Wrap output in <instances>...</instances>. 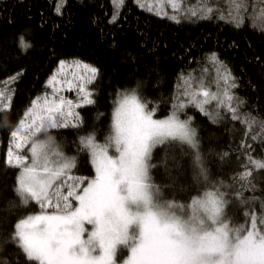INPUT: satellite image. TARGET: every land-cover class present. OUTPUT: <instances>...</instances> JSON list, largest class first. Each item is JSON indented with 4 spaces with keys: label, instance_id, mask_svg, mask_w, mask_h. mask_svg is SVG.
Returning <instances> with one entry per match:
<instances>
[{
    "label": "snow or ice",
    "instance_id": "1",
    "mask_svg": "<svg viewBox=\"0 0 264 264\" xmlns=\"http://www.w3.org/2000/svg\"><path fill=\"white\" fill-rule=\"evenodd\" d=\"M111 2L115 23L126 0ZM135 3L176 23L215 15L235 28L264 34V0H224L223 7L221 0ZM20 43L25 50L31 47L23 37ZM207 59L215 74L207 67L200 77L181 73L171 111L162 118L157 117L159 102L138 89L118 90L101 139L95 128L79 134L84 121L77 111L96 104L90 86L99 69L81 60H61L46 83L51 92L32 99L10 128L4 164L18 170L13 188L18 204L12 207L35 205L37 210L19 218L0 246L13 244L28 264H264V200L257 211L258 198L245 195L256 190L254 173H264V117L241 111L245 102L233 91L238 84L231 69L215 53ZM14 91L0 87L4 126ZM65 92H74L76 99ZM190 108L212 123L227 117L243 125L238 146L244 150L243 171L228 181L212 174ZM68 128L78 130L77 155H68L50 135ZM248 140L261 145L260 156L252 155ZM174 147L189 157V182L158 184L153 171L160 166L168 170V152ZM157 149L163 151L159 161L154 160ZM79 154L87 155L94 174H78ZM228 156L219 154L222 161Z\"/></svg>",
    "mask_w": 264,
    "mask_h": 264
},
{
    "label": "trees",
    "instance_id": "2",
    "mask_svg": "<svg viewBox=\"0 0 264 264\" xmlns=\"http://www.w3.org/2000/svg\"><path fill=\"white\" fill-rule=\"evenodd\" d=\"M187 3L195 5L196 0ZM223 3L221 0L222 7ZM58 5L60 0H0V87L15 90L11 112L3 114L7 126L0 121V242L9 239L19 218L37 210L35 205L27 209L12 207L18 204L13 191L18 170L4 164L10 128L31 100L48 90L46 83L61 60H82L100 72L91 85L96 104L80 108L84 121L80 135L95 128L97 138L103 137L118 90L138 89L142 96L159 102L157 117L168 115L181 73L200 77L202 68L207 67L210 75L215 74V66L207 59L212 53L236 78L238 87L233 91L245 102L241 111L264 117V34L260 31L235 28L215 15L210 20L176 23L142 10L135 0H126L115 23L111 22V0H64L59 14ZM21 37L31 45L27 50L21 47ZM11 77L16 80L12 82ZM188 115L194 117L212 174L228 181L243 171L244 150L238 147L244 139L243 125L227 117L212 123L195 108H190ZM51 133L68 155L78 154V130ZM248 143L255 149L252 155L260 156L261 145L251 140ZM224 152L229 156L222 161L219 154ZM162 155L163 151L157 149L154 160L159 161ZM77 172L94 174L87 155L79 154ZM153 175L161 185L173 180L177 185L186 184L190 178L189 157L174 147L168 152V170L160 166ZM254 177L256 190L245 195L258 198L259 211V201L264 200V173H254ZM5 260L8 264H28L11 243L0 246V264Z\"/></svg>",
    "mask_w": 264,
    "mask_h": 264
},
{
    "label": "rangeland",
    "instance_id": "3",
    "mask_svg": "<svg viewBox=\"0 0 264 264\" xmlns=\"http://www.w3.org/2000/svg\"><path fill=\"white\" fill-rule=\"evenodd\" d=\"M82 61V60H81ZM89 64V63H88ZM93 66V65H92ZM91 87V86H90ZM213 90H215V88H213ZM48 92H51V89L50 88H48V90H47ZM64 95H66L68 98H70V99H73V100H75L76 99V96H75V93L74 92H65V93H63ZM86 106V105H85ZM84 107V106H83ZM77 111H79L80 112V108L79 109H77ZM191 116V115H190ZM183 118V117H182ZM50 135L52 136V133H50ZM25 152H27V150H25Z\"/></svg>",
    "mask_w": 264,
    "mask_h": 264
}]
</instances>
